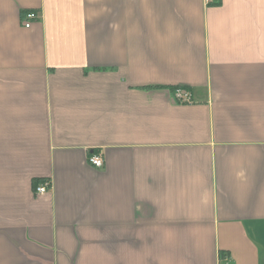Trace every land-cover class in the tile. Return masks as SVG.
<instances>
[{"label": "crops", "instance_id": "0c3cea01", "mask_svg": "<svg viewBox=\"0 0 264 264\" xmlns=\"http://www.w3.org/2000/svg\"><path fill=\"white\" fill-rule=\"evenodd\" d=\"M0 264H264V0H0Z\"/></svg>", "mask_w": 264, "mask_h": 264}, {"label": "built area", "instance_id": "2783aa9c", "mask_svg": "<svg viewBox=\"0 0 264 264\" xmlns=\"http://www.w3.org/2000/svg\"><path fill=\"white\" fill-rule=\"evenodd\" d=\"M217 1L218 0H204V2L206 4L214 3ZM24 17H25V20H27V22H24V26L29 27V25H30L29 20L35 17V13L34 12H28L25 14ZM173 95H174L175 100L179 103H189L192 100L190 91L187 89L180 88V87H176L174 89ZM89 163L91 165H93L94 167L99 168L103 165V159H102L100 154H92L89 157ZM46 188L47 187H46L45 183H42V184H39L35 190L37 193H42V192L46 191Z\"/></svg>", "mask_w": 264, "mask_h": 264}]
</instances>
